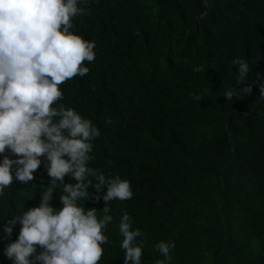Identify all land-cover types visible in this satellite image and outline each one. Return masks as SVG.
I'll return each instance as SVG.
<instances>
[{
    "label": "trees",
    "instance_id": "trees-1",
    "mask_svg": "<svg viewBox=\"0 0 264 264\" xmlns=\"http://www.w3.org/2000/svg\"><path fill=\"white\" fill-rule=\"evenodd\" d=\"M73 23L96 55L87 75L60 85L58 103L100 130L89 167L129 180L133 192L110 202L99 264H123L125 211L143 232L141 264L163 259L161 240L175 244L170 264H264V0H89ZM238 57L250 68L242 84ZM247 85L251 94H223ZM41 159L33 181L0 196V264H13L5 248L21 228L8 236L5 225L50 185ZM104 192L96 201L90 186L85 209L102 216ZM60 195L50 201L57 210Z\"/></svg>",
    "mask_w": 264,
    "mask_h": 264
},
{
    "label": "clouds",
    "instance_id": "clouds-1",
    "mask_svg": "<svg viewBox=\"0 0 264 264\" xmlns=\"http://www.w3.org/2000/svg\"><path fill=\"white\" fill-rule=\"evenodd\" d=\"M88 5L89 0H0V196L14 181H33L42 157L50 177L39 206L28 208L4 227L11 236L12 226L21 225L18 238L5 248L13 264H99L102 245L109 243L105 231L113 221L110 202L133 196L129 180L89 167L99 128L58 103L64 96L60 85L87 75L85 62L95 60V42L73 30L74 19L86 15ZM232 63L238 65L237 83L242 84L249 64L239 57ZM251 91L247 85L239 92L225 89L223 94L232 101L233 96ZM260 94L264 96V86ZM111 123L108 117L105 124ZM66 175L74 183H65ZM90 186L96 190L92 197L96 201L106 189L102 216L97 208L83 206L90 198ZM57 189L62 204L58 210L50 204ZM118 229L123 264H141L143 232L133 229L128 212L122 213ZM155 247L163 257L155 264H170L174 242L161 240Z\"/></svg>",
    "mask_w": 264,
    "mask_h": 264
},
{
    "label": "bare ground",
    "instance_id": "bare-ground-1",
    "mask_svg": "<svg viewBox=\"0 0 264 264\" xmlns=\"http://www.w3.org/2000/svg\"><path fill=\"white\" fill-rule=\"evenodd\" d=\"M21 184V183H20ZM21 188V187H20ZM36 188V187H35ZM30 190V189H29Z\"/></svg>",
    "mask_w": 264,
    "mask_h": 264
}]
</instances>
